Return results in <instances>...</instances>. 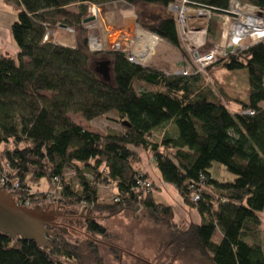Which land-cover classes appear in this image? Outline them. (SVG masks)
<instances>
[{
  "label": "trees",
  "instance_id": "1",
  "mask_svg": "<svg viewBox=\"0 0 264 264\" xmlns=\"http://www.w3.org/2000/svg\"><path fill=\"white\" fill-rule=\"evenodd\" d=\"M115 1L133 6L139 26L185 55L175 15L167 11L172 0H0L15 14L10 36L18 50L16 57L0 54V171L5 169L10 182L17 183L15 189L0 186V192L27 208L44 209L52 199L49 209L61 215L57 228L46 227L54 234L47 248L0 232V264H84V253L102 264L98 245L118 262L127 255L143 264H173L183 256L197 264H264V40L206 69L219 65L246 71L247 99L235 101L236 111L217 98L202 75H169L130 63L117 51L102 52L111 63L107 83L90 67L91 55L102 53L88 50L92 30L83 20L90 5ZM241 1L264 12V0ZM187 2L210 11L208 31L214 36L217 17L229 0ZM147 5L162 9L165 16L142 21L139 8ZM62 25L73 30L72 46L45 40L48 31ZM71 114L85 121L114 114L115 122L128 126L100 134L76 124ZM140 151L151 156L159 180L198 213V224L180 229L172 208L153 198L148 189L152 181L139 164ZM214 163L233 179H214ZM68 165L73 167L70 176L65 175ZM43 180L47 192L33 191ZM99 186L116 190L112 202L102 203ZM81 205L87 217L80 219ZM136 208L138 220L165 229L154 262L109 242L104 219L135 213ZM77 227L85 238L79 244L65 236L66 231L78 232Z\"/></svg>",
  "mask_w": 264,
  "mask_h": 264
},
{
  "label": "rangeland",
  "instance_id": "2",
  "mask_svg": "<svg viewBox=\"0 0 264 264\" xmlns=\"http://www.w3.org/2000/svg\"><path fill=\"white\" fill-rule=\"evenodd\" d=\"M139 12L141 13V20L147 21L150 20V16H165V12L158 7L149 6H141L139 8ZM101 12V11H100ZM100 12L97 14H100ZM217 30L214 36L209 34L208 28L206 34L199 33L196 39H199L197 44L203 43V46L200 47V51L206 52L211 49L215 44L220 43L221 40V17H217ZM15 20V14L13 11L0 3V54L9 55L12 57H16L17 48L13 44L10 36V25ZM210 18L208 19L209 23ZM98 18H95L92 22H89L93 26L90 27L89 30H92V33L88 37H96L100 44H102V48L105 52L107 50L112 49V42H114V35H108L107 32H103L98 26ZM134 24L138 25L136 20L132 23V27ZM139 26V25H138ZM145 29L144 27L140 26ZM67 28L57 27L53 31H48L45 40L48 42L53 41H62L64 43L73 44L74 35L73 31L69 32L66 30ZM133 31V30H131ZM56 33V34H55ZM132 35V32L129 34ZM180 38V37H179ZM195 39V40H196ZM221 40V41H220ZM180 43L185 52V55L182 54L176 47L169 44L167 41L163 39H159L158 43L155 47L153 55L146 61L147 67L160 71H168L169 75L177 74L180 70H187L188 73L192 72V65L190 62L189 54L185 49V45H183L184 40L180 38ZM251 43L250 38H244L241 42V45H248ZM61 45V44H60ZM88 45V38H87ZM91 47V46H89ZM112 51V50H111ZM95 52L93 54L102 53ZM92 53V52H91ZM109 59L106 57L105 53L100 55H91L90 58V67L94 69L95 64L99 61H103ZM166 73V72H165ZM193 73V72H192ZM195 73V72H194ZM202 75L204 80L213 87L214 92L217 98L227 101L229 109L234 111L238 107L236 106L237 101H245L247 99L246 87H247V73L245 70H237V71H227L223 67L216 65L213 68L206 70L205 72L198 73ZM261 107L264 108V102L260 104ZM71 119L78 124L79 126L87 129L89 131L97 132L103 134L107 131H116L120 132L122 123L115 122L116 119L114 114H109L108 117L96 118L92 121H85L79 114H71ZM123 126V125H122ZM167 131L172 132L170 126L167 127ZM140 157V166L143 170H146L147 175L150 177L152 183H150V191L153 194V198H156V191L159 189L160 185L156 183L155 179L151 174L148 173L153 172L157 175L158 172L156 167L153 166V162L151 156L145 152H141L139 154ZM210 173L214 179H218L220 181H231L233 179V175L226 172L223 167L214 163L210 169ZM73 174V167L68 165L65 168V175L70 176ZM150 181V182H151ZM161 188V187H160ZM47 192V183L43 180L38 185L37 189L33 187V191ZM100 200L102 203L112 202L115 198L116 190L110 186H99L98 187ZM51 196V195H50ZM48 200L50 203H48ZM156 200V199H155ZM158 201V200H157ZM54 200L47 199L45 206H51L54 204ZM81 208H77V213L80 214V219L86 216L87 212L83 210L82 213ZM126 213L121 212L112 217H106L104 219L103 224L106 226L112 238L109 239V242L112 244H116L125 248L127 250L132 251L133 253L139 254L144 257L148 261H155L157 253L155 251L156 246L159 243L165 242L166 233L164 228L153 227V224L150 220H138L139 213ZM82 215V216H81ZM98 217L107 216L105 213L96 212ZM262 219L264 220V215L262 214ZM58 220V219H57ZM56 220V221H57ZM78 228V227H77ZM80 230V227L77 231ZM66 238L71 243H80L85 240L84 236L76 231H66ZM217 235H214V240ZM98 253L102 259V264H143L142 262L134 259L133 257L123 255L121 257V261H116L113 256L109 253L108 249L104 245H98ZM84 264H95L92 263L88 253H84ZM64 264H73L72 261L62 260ZM173 264H197L194 261H190L185 256L179 257Z\"/></svg>",
  "mask_w": 264,
  "mask_h": 264
},
{
  "label": "built area",
  "instance_id": "3",
  "mask_svg": "<svg viewBox=\"0 0 264 264\" xmlns=\"http://www.w3.org/2000/svg\"><path fill=\"white\" fill-rule=\"evenodd\" d=\"M187 3V0H172L168 4L167 11L175 15L178 35L184 40L183 45H185V49L189 54L194 74L205 72L208 67L226 56L228 47L238 48L239 52H241L249 46L264 40V12L254 5L243 3L241 0H229L228 9L219 15L222 18L220 26L222 41L220 40V43L215 44L208 51L202 52L200 47L203 46V43L196 45L199 39L195 37L199 33L206 34L207 21L211 13L206 9L191 8ZM100 11L101 8L98 5H90L88 7L89 16H94V18H97V14ZM85 25L88 29L93 26L90 23ZM66 30L69 32L73 31L70 28ZM131 30L133 31H121L116 35L114 42H112L111 50L123 53L130 63L145 66L146 61L154 53L159 37L136 24ZM130 32H132L131 36L129 35ZM247 37L251 39V43L241 45L242 40ZM87 46L92 53L104 51L102 44L96 37H88ZM192 72L188 73L187 70H180L177 74L185 76ZM245 113L252 114L249 111ZM56 183L57 180L54 181L57 187ZM140 185L149 186L148 183H140ZM0 186H9L13 189L17 186L16 182H10L5 169L0 171ZM51 196L53 197L52 194ZM197 198V195H194L193 200ZM48 203H50L49 200ZM81 207L84 211L87 210L85 205H81Z\"/></svg>",
  "mask_w": 264,
  "mask_h": 264
},
{
  "label": "water",
  "instance_id": "4",
  "mask_svg": "<svg viewBox=\"0 0 264 264\" xmlns=\"http://www.w3.org/2000/svg\"><path fill=\"white\" fill-rule=\"evenodd\" d=\"M155 17V19L160 18L158 15ZM94 19V16H89L83 20V23L87 24ZM60 27L66 28L64 25ZM226 53L237 54L239 49L228 47ZM93 71L103 81L107 83L111 81V63L109 60L97 62ZM122 125L128 126L125 122H122ZM49 208V206L44 209L23 207L16 204L11 199L10 194L0 192V232L6 234L12 240L24 238L28 241H34L43 248H47V239L48 237H53L54 234L47 230L46 227L55 224L54 222L61 217L60 213H56ZM135 210H138V208Z\"/></svg>",
  "mask_w": 264,
  "mask_h": 264
},
{
  "label": "crops",
  "instance_id": "5",
  "mask_svg": "<svg viewBox=\"0 0 264 264\" xmlns=\"http://www.w3.org/2000/svg\"><path fill=\"white\" fill-rule=\"evenodd\" d=\"M100 8L101 12L97 17V23L103 32H107L108 35L115 34L114 37H116V35H118L121 31H131L132 23L134 22V20H136V10L133 6L121 1H115L108 2L100 6ZM68 9L73 10L74 6L72 5ZM53 42L56 44H61L63 46H72V44L64 43L59 40ZM163 72L169 73L168 71ZM245 102L246 101H243L242 103ZM234 111H236V109ZM144 171L146 172V170ZM151 171L152 172L148 171V173L153 176L156 183L161 187H159V189L156 191L157 196L155 199L156 201L158 200L157 202L163 203L172 208L174 223L182 230L186 229L189 223L198 224L200 222V216L198 215V213L185 206L175 189L167 184L162 183L159 180L158 174L156 175L153 170ZM262 224L264 226V220L262 221ZM153 227L156 226L153 225ZM216 235L217 237L214 241L218 242L221 237L217 232Z\"/></svg>",
  "mask_w": 264,
  "mask_h": 264
},
{
  "label": "flooded vegetation",
  "instance_id": "6",
  "mask_svg": "<svg viewBox=\"0 0 264 264\" xmlns=\"http://www.w3.org/2000/svg\"><path fill=\"white\" fill-rule=\"evenodd\" d=\"M54 223L56 224V226H54V227H56V228L58 227L59 224H61V223H59V222H57V221H55Z\"/></svg>",
  "mask_w": 264,
  "mask_h": 264
}]
</instances>
